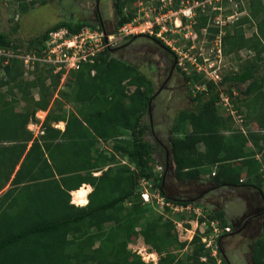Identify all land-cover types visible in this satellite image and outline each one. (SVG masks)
I'll use <instances>...</instances> for the list:
<instances>
[{
    "label": "trees",
    "instance_id": "obj_1",
    "mask_svg": "<svg viewBox=\"0 0 264 264\" xmlns=\"http://www.w3.org/2000/svg\"><path fill=\"white\" fill-rule=\"evenodd\" d=\"M11 1H17L22 12L35 3L48 2ZM234 1L236 7L226 14L235 9L246 14L223 26L222 51L238 54L247 49L254 54L219 81L197 69L182 71L189 86L201 89L190 88L194 106L182 108L176 115L172 134L187 126L192 129L180 137L173 135L172 158L176 178H200L203 167L211 166L218 169L215 174L210 172L217 185L247 184L264 195V0ZM234 1L222 0V4ZM137 2H123L122 7L127 4L132 8L128 15H121L120 25L133 18ZM217 14L212 9L200 12L193 27L198 34L206 28L209 46L223 30L215 23ZM16 26L12 28L15 31ZM63 26L73 33L84 26L94 28L87 22H56L28 41V53L42 55L50 34ZM251 28L254 32L246 36ZM22 42L0 30L4 52L0 56V88L6 87V96L11 95H0V264H151L129 244L142 234L146 243L162 254L171 236L175 237L172 222H164L161 215L149 218L151 201L142 203L140 192V181L156 175L153 163L158 148L146 137L149 124L145 119L153 92L151 82L110 48L82 62L80 69L71 70L64 79V70L55 72L53 65L41 62L37 64L39 72L30 71L33 77L25 79L23 60L8 55L21 53ZM6 59L10 61L3 64ZM126 79L132 80L137 90L127 94L122 86ZM237 91L244 95L243 101ZM224 94L232 98L238 111L247 105L245 114L256 122L257 130L247 133L233 127V113L220 110ZM21 101L25 106L17 110L15 104ZM67 104L71 109H65ZM39 109L48 113L42 123L44 132L36 136L29 124L38 121ZM59 121L66 122L64 130L53 125ZM121 132L128 133L127 137ZM101 140L115 141L111 156L100 148ZM115 155L130 159L136 170L123 163L111 168ZM161 181L162 174L156 186L159 195L168 203L186 204L167 197ZM84 183L91 184L93 190L88 203L81 206L71 201V191ZM130 200L134 205L127 208ZM208 210L211 218L227 224L223 211ZM147 217L152 220L136 232L134 227ZM196 240L199 244L187 261L218 264L222 255L213 254L199 236ZM254 259L264 263V236L255 244ZM160 264L182 263L168 256Z\"/></svg>",
    "mask_w": 264,
    "mask_h": 264
},
{
    "label": "rangeland",
    "instance_id": "obj_2",
    "mask_svg": "<svg viewBox=\"0 0 264 264\" xmlns=\"http://www.w3.org/2000/svg\"><path fill=\"white\" fill-rule=\"evenodd\" d=\"M140 1L145 2L147 0H138L136 4V12L139 10V8L141 9V7H139ZM56 4H57L56 0H53L52 2L48 0V2L44 5H41L40 3H35L34 5L31 6V9H29V11L22 12L20 10L19 3L17 1L13 2V4L11 0L0 1V30L8 31L11 33L12 37H14L15 39L23 41L22 43L24 47H21L22 51L21 53H19V55L28 53L26 44L32 37L41 34L49 26L57 22L58 12L55 9ZM233 5L235 6V2L231 4L227 3L224 6L221 5V7L218 8L219 14L217 16L222 17V14H224L223 12L225 10L231 9L230 7H233ZM216 6H218L216 3V0H209V1H206L205 3V7L208 10L215 9ZM226 12L227 11H225V13ZM175 17L176 16H173V19H175ZM123 24L121 26H123ZM13 26L17 27V31L12 29ZM167 27L170 30L165 31V33L163 34V37L166 39V42L171 44L170 45L171 48H173V50H175L178 53L180 61L183 63L182 67L187 68L185 69L186 71L191 72L193 70L191 69L194 67V65L191 64V58L193 57V54L202 53V54H205L206 57H210L208 55L209 54L208 51L211 45L209 46L208 42H210V40L207 37L209 33L206 32L205 28L201 29V32L197 34L198 38H196L195 33L194 35H192L193 33L185 32V30L181 29L182 27L181 28L177 27L174 21H168ZM122 32L123 31L119 30L117 33H115V37L112 39V41H110L111 46H114L115 43H118V44L121 43L122 40L126 37V35ZM252 32H254V29L252 28L249 30H246L247 36H250ZM224 33H225V30L222 31L221 33H218V36L220 37V34L222 35ZM89 35H92V32H89ZM127 36H130V35H127ZM163 37H162V40L164 39ZM92 39L94 41L98 39L102 40V37L100 35L98 36L97 34L95 35L93 34ZM188 43H190V45H188ZM215 45H216V41L212 46H215ZM105 48H107V46H105ZM210 54L214 55L213 52H211ZM253 54L254 52L252 51L249 52V50L247 49L241 50L238 54L236 53L224 54V51H223V56L220 58V60H217V59L214 60L216 64H214L213 61L211 62V59H212L211 57H210L211 59L208 61L207 60L203 61V59L200 58L199 59L200 64H196V68L198 71L203 70L207 76H210L209 75L210 72H207L206 70H209L210 68L214 67L215 69H218V72L220 73V75L223 76L225 72H228L231 69L233 70V69L240 68L244 64L245 60L249 58L250 56H252ZM8 55H9V58L12 56L13 57L16 56V54H14L13 52H11ZM0 56L2 55L0 54ZM8 61L10 60L9 59L4 60L3 64L4 63L6 64ZM37 64L41 65L40 62H36L35 68L31 70V72H33L34 70L36 72L38 70L39 65L37 66ZM198 67H202V69L199 70ZM92 73H94V71H92ZM25 77H26L25 79L29 78L27 77V75H25ZM213 77L215 78V80L217 81L219 80L216 74L213 75ZM122 86L125 87L127 94H130L134 92L135 90H137V85L134 84L132 80L130 83L129 79L123 80ZM174 86H176V84ZM188 86L186 88L177 86L174 88V91H171V99L176 102V107H173L174 110L170 112L169 120L172 119L173 120L172 123L174 122L176 115L179 113V111L182 108L194 106V102H192L191 96L189 95L188 92H190V88L194 87L197 90V89H201V86L199 85H196V86L191 85L189 87ZM244 87L245 86H242L241 88L243 89ZM1 88L3 90H6V87H1ZM15 92L17 93V96L20 97L21 93L17 92V90H15ZM194 92L195 90H193V94ZM35 93H37V91H35ZM235 94L237 95L239 101L241 100L243 101V98H244L243 94H241L238 91L235 92ZM246 104H247V101H246ZM15 106L17 110H20V109H23L22 107L25 105H24V102H21L20 104L19 103L15 104ZM234 106L235 104L233 103L232 98L224 94L222 103H220V110L224 114H228L230 112L233 113V116H234L233 127L235 129L242 128V130H244L247 133L250 129L257 130L258 127L256 125V122L252 120L250 121V119H248V117L246 116L247 114L246 106L247 105H245V107L243 108L240 107L239 108L240 111H238ZM70 107L71 105L67 104L65 106V109H68ZM240 112H242V114ZM39 114L42 116L44 115V113L42 112H39ZM145 119L150 127L149 114H147ZM156 120H157L156 124H158L159 126H162L161 125L162 119H161L160 114H158V117L156 118ZM32 122H35V121H32ZM31 126L32 128H34V130H36V132H38L37 129L39 128L40 123L39 121H37V124H31ZM191 129L192 127L187 126L182 131L176 132L173 135L175 137H180V136H183L185 133H188ZM261 131L264 132L263 130ZM121 134H125V137H127L128 135V133H122V132ZM158 134H159V137L162 139H163L162 136H165L161 134L160 132H158ZM146 137L147 139L151 140L155 145H157L158 151L161 152L160 144L157 140V137L154 134H152L151 128L147 132ZM114 143H115L114 140H110V141L101 140L99 142V146L101 149H103V151L108 156H111V154L114 153L113 152ZM160 152H158V154H155V162L153 163L154 170H156V175H154L151 179H148L149 183H146L145 185H142L140 182V186H141L140 192L142 194V192L145 191V187H147V189L149 190V193H150L149 197L151 200V203L149 204L151 208V209L149 208L151 210L149 212V218H155L157 215H161L162 220L164 222H172L174 224V229L172 233L173 235H175V237L171 236V239L168 240L169 243L167 247L163 249L162 254L157 252L153 246L146 243L144 236L142 234L137 235L136 239L129 244V247L133 251L139 253L146 262H150L151 264H160V260L162 258H167L168 256L173 258L174 262L179 261L182 264L184 263L191 264V261H187L188 260L187 258L188 256L194 253L196 246L199 244L196 238L199 236L201 243L205 244V247L209 246V243H210L211 247L210 246L209 247L212 250L213 249L217 250L218 246H217L216 239L218 237L216 234L218 232L219 233L222 232L224 225H222V222H220L221 223L220 225L218 222V219L211 218L209 216V210H208L209 207L206 206L208 203H206V205L202 203V201L208 202V200L207 201L204 199L202 201L192 200L190 202H187L184 205H181V204H177L173 202L168 203L162 195H159L161 190L157 188L156 186L159 182V178H161V174H164V168H165V165H164L165 159H163ZM115 156H116L115 157L116 159L113 160V164H111L112 165L111 168L117 167L119 165L121 166V164L123 163V165L126 164L127 166H129L131 170H136L134 168V164L132 163L130 159L128 158L123 159L118 155H115ZM117 161L120 162V164H117ZM108 167L109 165H107L105 169H107ZM216 170H218L216 167H211V166L203 167L202 172H201V178L205 180H210L212 178V174H210V172H213ZM247 180H248L247 177L243 176L242 181L246 182ZM238 195H242V197L248 196L246 193H243V192H239ZM226 197L227 196H225V198ZM223 200L224 199H219L218 202H222ZM71 201L73 202L72 191H71ZM144 202H145V199L142 201V203ZM77 205H80V204H77ZM133 205H134V200H130V202L126 203L127 208H132ZM149 218L145 220L144 218L141 219V225L135 226L134 230L136 232H140L145 222L152 220ZM218 229L219 231H217ZM97 245L98 243H96V246ZM151 252L156 253V259L149 257V254ZM218 264H222L220 263V260L218 261Z\"/></svg>",
    "mask_w": 264,
    "mask_h": 264
},
{
    "label": "flooded vegetation",
    "instance_id": "obj_3",
    "mask_svg": "<svg viewBox=\"0 0 264 264\" xmlns=\"http://www.w3.org/2000/svg\"><path fill=\"white\" fill-rule=\"evenodd\" d=\"M124 1L126 0H56L57 22L65 21L71 25L87 22L106 33L116 32L121 26V15L126 16L130 11L127 4L122 7ZM139 10H134L135 16ZM111 52L138 69L152 84L153 92L148 102L149 129L157 137L161 147V152H158L165 159L161 188L166 196L186 203L192 200H208L202 203H208L206 206L212 211L221 210L225 213L227 224L222 222L223 230L217 239L218 255H222V264L224 261L226 264H264L257 263L254 259L255 244L264 236V195L260 190L247 184L217 185L201 176L180 179L174 175L171 144L175 119L173 123L169 119L176 102L171 99V91L177 86H188L178 53L162 37L149 33L130 34L121 43H115ZM158 114L161 116L162 126L156 124ZM158 132L165 135L162 136L163 139ZM239 192L248 196L242 197L238 195ZM219 199L224 200L218 202ZM218 222L221 225V221Z\"/></svg>",
    "mask_w": 264,
    "mask_h": 264
},
{
    "label": "built area",
    "instance_id": "obj_4",
    "mask_svg": "<svg viewBox=\"0 0 264 264\" xmlns=\"http://www.w3.org/2000/svg\"><path fill=\"white\" fill-rule=\"evenodd\" d=\"M176 1L179 3V6L174 8L173 4ZM206 1L209 0H150L148 5H143V2H141V10H139V13H137V17L135 16L133 20L126 22L120 27L119 30L123 31L122 33L125 35L133 33H149L163 37L165 31L170 30L167 27V22L174 21L177 27H182V30L193 33L192 35L195 33V37L198 38V33L193 28L196 21L195 16L197 15V9L199 7H201L203 10H206ZM216 3L218 6H216L217 9L215 8L214 10H218V8L221 7L222 0H216ZM223 13L224 14H222V17L216 18V24L223 25L227 21L235 19L238 16V13L226 15L225 11ZM173 16H176L175 19H173ZM89 32H92V35H89ZM93 34H97L98 36L100 35L102 40L98 39L96 40L97 42L94 41L92 39ZM114 37L115 34L113 33L106 36L104 31L92 29L90 27L83 28L80 32L74 34L68 32L67 29H60L51 33V36L47 40L46 48L42 51V55H26L23 56V58L25 60L26 66H32L36 61H40L42 63H52L55 65V72L64 70V79L71 70L80 69L82 62L92 59V57L95 56L99 51L103 50L105 46L110 47V41H112ZM215 41L216 45L211 48V52L215 51L214 55H211V52L208 54L212 59L210 57H206V55L202 53L193 54V57L191 58V64L194 65V67L191 69H197L196 64H200V57L203 59V61H208L211 59V62H214L216 59L220 60L223 55L221 34L220 37L217 35ZM214 64H216V62H214ZM198 69L201 70L202 67H198ZM206 71L210 72V74L208 73L210 75L208 76L209 78L215 80L213 75L216 74L219 80L221 79L218 69L213 67ZM140 182L142 185L149 183L147 179H142ZM149 194V190L147 187H145V191L142 192V196L144 197L145 201H151ZM217 231H219V229ZM219 234V232L216 234L217 237ZM210 245L211 244L209 243V246ZM212 251L213 254H217L218 248L217 250L213 249Z\"/></svg>",
    "mask_w": 264,
    "mask_h": 264
},
{
    "label": "clouds",
    "instance_id": "obj_5",
    "mask_svg": "<svg viewBox=\"0 0 264 264\" xmlns=\"http://www.w3.org/2000/svg\"><path fill=\"white\" fill-rule=\"evenodd\" d=\"M150 0H147V1H145V2H143V1H140V4H139V7H141V2H143V4H145V5H148V2H149ZM235 2V1H234ZM223 5V4H222ZM179 6V3H177V1L173 4V7L174 8H177ZM224 6V5H223ZM233 8H235V6L233 5ZM200 10H201V12H206L208 9H206V10H202L201 9V7H199L198 9H197V15L195 16V20L197 21V17H198V15H199V13H200ZM213 11H216V12H218V14H219V10H214V9H212ZM226 11V10H225ZM233 13H238V16H237V18L239 17V16H242V15H244V14H246V12H239L238 11V9H235L234 11H232V13H227V14H233ZM217 14V15H218ZM225 15H226V13H225ZM135 17V16H134ZM133 17V18H134ZM218 17V16H217ZM237 18H235V19H232V20H229V21H227L225 24H223V25H220V28L222 29L223 28V30H221V32L222 31H224L225 29H224V27L223 26H225V25H227L228 23H230V22H234V20H236ZM132 20V19H131ZM195 21V22H196ZM126 23V22H125ZM124 23V24H125ZM216 23V22H215ZM123 24V25H124ZM195 24V23H194ZM86 27H90V26H84L83 28H86ZM82 28V29H83ZM90 28H92V29H98V30H102V29H100V28H98V27H90ZM60 29H67L68 30V32H70V33H73L72 31H70L69 29H68V27H66V26H63V27H61V28H59V29H57V30H60ZM81 29V30H82ZM120 29V28H119ZM157 29H159V28H157ZM57 30H55V31H57ZM80 30V31H81ZM54 31V32H55ZM79 31V32H80ZM103 31V30H102ZM119 31V30H118ZM118 31H116V32H104L105 33V35L106 36H108L109 34H115V33H117ZM220 32V33H221ZM53 33V32H52ZM78 33V32H77ZM74 34V33H73ZM225 34V33H224ZM130 35V34H129ZM153 35H155V34H153ZM218 35V34H217ZM50 36H51V34H50ZM127 36V35H126ZM159 37V36H158ZM161 38V37H160ZM49 39V38H48ZM47 39V40H48ZM165 42H166V40L165 39H163ZM168 44V43H167ZM46 45H47V41H46ZM111 47H113V46H110V47H107V48H110L111 49ZM0 54L2 55V54H4V52H3V50L2 49H0ZM33 54H36V53H27V54H21V55H19V54H16V56L17 57H20L22 60H23V64H24V68H25V75H27V77H29V78H32L33 77V74L30 72L31 70H33L34 68H35V63L36 62H40V61H36L32 66H26L25 65V61H24V58H23V56H26V55H33ZM37 55V54H36ZM40 56V55H39ZM223 56V55H222ZM42 63V62H41ZM44 64H50V65H53L52 63H44ZM54 66V70H55V65H53ZM184 69V68H183ZM24 75V76H25ZM26 78V77H25ZM57 96V95H56ZM39 112H42V113H46V114H44L43 116L42 115H40L39 114ZM47 113H48V110H44V109H39L37 112H36V117H37V120L39 121V123H40V126H39V128L37 129L38 130V132H36V130H35V133H36V136H38L39 134L38 133H40V134H42L44 131H43V129H42V123L44 122V120H45V118H46V115H47ZM61 121H59L58 123H60ZM65 122V121H64ZM31 124H37V121H35V122H30V124H29V126H30V128H32V126H31ZM32 129H34V128H32ZM42 131V132H41ZM213 174H215V171H213ZM211 180V179H210ZM254 187V186H253ZM262 192V191H261ZM221 233V232H220ZM220 235V234H219ZM218 238H219V236H218ZM217 238V239H218ZM220 260V259H219ZM218 260V261H219ZM220 263H221V261H220Z\"/></svg>",
    "mask_w": 264,
    "mask_h": 264
},
{
    "label": "crops",
    "instance_id": "obj_6",
    "mask_svg": "<svg viewBox=\"0 0 264 264\" xmlns=\"http://www.w3.org/2000/svg\"><path fill=\"white\" fill-rule=\"evenodd\" d=\"M253 29V28H252ZM249 30V29H248ZM253 33V32H252ZM252 35V34H251ZM250 35V36H251ZM246 36H247V34H246ZM243 86H245V84L243 85ZM246 87V86H245ZM244 87V88H245ZM6 90H7V88H6ZM6 90H3L2 88H0V95L3 97V96H6ZM264 90V89H263ZM254 95V94H253ZM11 95H8V96H6V97H8V98H11L10 97ZM7 98V99H8ZM22 102V101H21ZM20 102V103H21ZM44 114H46V113H44ZM53 125L55 126V127H57V128H59V129H61V130H64L65 129V125H66V122H64V121H61L60 123H58V122H54L53 123ZM100 173L98 172V173H96V175H99ZM87 187V189H89V192H88V194H87V197H86V199H85V201H83V202H75V200H74V192L75 191H77V190H79V188L78 189H76V190H74V191H72V195H73V202L74 203H77V204H80L81 206L83 205L84 206V204L87 202L88 203V201H89V198H88V195H89V193L93 190V187H92V185L91 184H87V183H84L80 188H83V187ZM88 200V201H87Z\"/></svg>",
    "mask_w": 264,
    "mask_h": 264
},
{
    "label": "bare ground",
    "instance_id": "obj_7",
    "mask_svg": "<svg viewBox=\"0 0 264 264\" xmlns=\"http://www.w3.org/2000/svg\"><path fill=\"white\" fill-rule=\"evenodd\" d=\"M89 192V189H87V187H83V188H79V190L74 192V200L75 202H83L85 201L87 194ZM144 254V253H143ZM150 258L156 259V253L151 252L149 254Z\"/></svg>",
    "mask_w": 264,
    "mask_h": 264
},
{
    "label": "water",
    "instance_id": "obj_8",
    "mask_svg": "<svg viewBox=\"0 0 264 264\" xmlns=\"http://www.w3.org/2000/svg\"><path fill=\"white\" fill-rule=\"evenodd\" d=\"M171 164L173 165L174 164V161H173V159H172V161H171ZM174 172H175V169H174ZM174 175H175V173H174ZM261 192V191H260Z\"/></svg>",
    "mask_w": 264,
    "mask_h": 264
}]
</instances>
